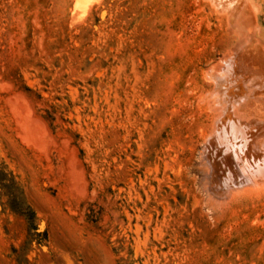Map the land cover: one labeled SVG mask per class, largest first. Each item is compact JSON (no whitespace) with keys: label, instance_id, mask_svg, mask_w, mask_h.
Here are the masks:
<instances>
[{"label":"rangeland","instance_id":"rangeland-1","mask_svg":"<svg viewBox=\"0 0 264 264\" xmlns=\"http://www.w3.org/2000/svg\"><path fill=\"white\" fill-rule=\"evenodd\" d=\"M263 88L264 0H0V264H264Z\"/></svg>","mask_w":264,"mask_h":264},{"label":"bare ground","instance_id":"bare-ground-1","mask_svg":"<svg viewBox=\"0 0 264 264\" xmlns=\"http://www.w3.org/2000/svg\"><path fill=\"white\" fill-rule=\"evenodd\" d=\"M96 1H98V0H74V11L76 10V12L79 14V15H82L86 10H87V8L91 5V4H93V3H95ZM251 41V40H250ZM249 41V42H250ZM256 44V43H255ZM246 48V47H245ZM249 49V48H248ZM244 51V50H243ZM245 52V51H244ZM246 53V52H245ZM248 53V52H247ZM244 55V54H243ZM241 56V55H240ZM246 56V55H245ZM250 57V56H249ZM262 57V56H261ZM246 59H247V57H246ZM237 60H238V58H237ZM248 60V59H247ZM250 60V59H249ZM254 60V59H253ZM237 62V61H236ZM248 62V61H247ZM243 63V62H242ZM245 63V62H244ZM250 63V62H249ZM258 64V63H257ZM243 64H241V66H242ZM238 64L236 63V67H235V69L237 70L238 69ZM245 67V66H244ZM247 68V67H246ZM256 68V67H255ZM252 69V68H251ZM246 70V69H245ZM256 70V69H255ZM247 71V70H246ZM249 71V70H248ZM235 72V71H234ZM237 72H239V69L237 70ZM243 72V71H242ZM242 72H239L240 74H242ZM260 72V71H259ZM245 73V72H244ZM244 73H243V75H244ZM235 74H237L236 72H235ZM246 74V73H245ZM236 77H237V75H236ZM244 77V76H243ZM233 78H234V76H233ZM238 78V77H237ZM233 81H236V79L234 80L233 79ZM226 86H227V84H226ZM264 89V88H263ZM213 90V89H212ZM230 90V89H229ZM262 90V89H261ZM251 91H253V90H251ZM258 91H260V90H258ZM211 92V91H210ZM215 92H217V91H215ZM230 92H231V90H230ZM229 92V93H230ZM255 92V91H254ZM212 93V92H211ZM227 92H225V95L227 96V94H226ZM231 94H232V92H231ZM231 94H229V95H231ZM240 94V93H239ZM249 94V93H248ZM248 94H246V96L248 95ZM250 94H251V92H250ZM16 96H18L17 94H15ZM219 96H221L220 94H219ZM231 96H233V95H231ZM237 96V95H236ZM252 96V95H251ZM251 96H249L250 98H253V96L251 97ZM257 96V95H256ZM18 97H20V96H18ZM17 97V98H18ZM225 97V96H224ZM244 97V96H243ZM254 97H255V95H254ZM200 98V97H199ZM221 98V97H220ZM227 98H228V96H227ZM233 98V97H232ZM239 98V97H238ZM247 98H248V96H247ZM250 98H249V101H250ZM15 100H16V98H14ZM18 99H20V98H18ZM17 99V101H16V105L18 106V108H22L23 106H22V104H21V102H20V100H18ZM229 99V98H228ZM227 99V100H228ZM230 99H231V97H230ZM239 99H241V98H239ZM255 99H257V98H255ZM23 100V99H22ZM225 100V99H224ZM226 100V101H227ZM245 100H247L246 98H245ZM12 101V100H11ZM230 102H232V101H230ZM236 101H234V104H233V107L234 106H236L237 104L236 103H238V102H236ZM244 103H241V104H244V106H241V104H240V107L238 106V111L236 112V113H233L234 114V116L236 117V118H239V120H242L243 122L244 121H247L246 122V124L247 123H249L250 124V122H251V118H252V116L254 115V113H253V111L252 110H254V109H252L253 108V106H252V104L253 103H251V104H249V102H245V101H243ZM251 102V101H250ZM223 103V102H222ZM227 103V102H226ZM233 103V102H232ZM246 103V104H245ZM248 103V104H247ZM225 103H223V105H224ZM229 104H231V103H229ZM215 105V104H214ZM245 105H248V107H249V105L250 106H252L250 109H252V110H250V109H248V108H246L247 106H245ZM230 106V105H229ZM14 107V106H13ZM25 108H26V106H24ZM215 107V106H214ZM225 107H226V105H225ZM232 106H231V108H233ZM15 108V107H14ZM230 108V107H229ZM229 108H227V110H229ZM211 109H213L214 110V108H211ZM217 109V108H216ZM215 109V110H216ZM220 109V108H219ZM224 109V108H223ZM222 109V110H223ZM236 109V108H235ZM212 110V111H213ZM218 110V109H217ZM225 110H226V108H225ZM264 110V109H263ZM23 111V110H22ZM24 112V111H23ZM27 112V111H26ZM211 112V111H210ZM234 112V111H233ZM260 112H262V111H260ZM259 112V113H260ZM17 113V112H16ZM20 113V112H19ZM28 113V112H27ZM26 113V114H27ZM221 113V112H220ZM228 113H230V110H229V112ZM263 113H264V111H263ZM258 114V113H257ZM262 114V113H261ZM225 115H227L228 116V114L226 113ZM256 115V114H255ZM263 116H264V114H262ZM28 116V115H27ZM225 116V118L226 119H229V118H235V117H233V116ZM257 116V115H256ZM18 117V116H17ZM21 116H19V118H20ZM23 117V116H22ZM30 117V116H29ZM215 117V116H214ZM213 117V118H214ZM254 117V116H253ZM31 118V117H30ZM224 117H223V119H225ZM258 118V117H257ZM263 118V117H262ZM255 119V118H254ZM33 120V119H32ZM31 120V121H32ZM230 120V119H229ZM232 120V119H231ZM236 120V119H235ZM234 120V121H235ZM253 120V119H252ZM26 121V120H25ZM223 121V120H222ZM256 121V120H255ZM255 121H254V123H255ZM236 122V121H235ZM240 122V121H239ZM33 123V122H32ZM35 123H37L36 121H35ZM229 123H231V122H229ZM223 124V123H222ZM235 124V123H234ZM240 124H242L241 122H240ZM30 125H32L31 124V122H30ZM38 124H36V126H37ZM215 125V124H214ZM232 125V124H231ZM255 125H256V123H255ZM33 127H32V130L33 129H35V128H37V127H35L34 125H32ZM227 126V125H226ZM233 126V125H232ZM231 126V127H232ZM235 126V125H234ZM247 126V125H246ZM253 126V125H252ZM257 126H259V125H256L255 127H257ZM41 127V126H40ZM249 127V126H248ZM247 127V128H248ZM264 127V126H263ZM254 128V127H253ZM259 128H261V127H259ZM235 129V128H234ZM240 129V128H239ZM245 129V128H244ZM255 129V128H254ZM257 129V128H256ZM211 130H212V128H211ZM224 130V129H223ZM246 130V129H245ZM35 131V130H34ZM250 131H251V129H250ZM200 132H201V130H200ZM251 132H253V131H251ZM202 133V132H201ZM247 133H249V132H247ZM246 133V134H247ZM34 134V133H33ZM40 134H41V131H40ZM258 133H251V134H249L248 136H246L247 138H246V143H245V145H244V149H242L243 150V154H244V158L246 159V161H248L247 160V158H249L250 159V157L254 154V157H255V155L257 156V154H256V150L257 149H259V147H260V145H263V143H264V140L262 141V139H259V137H258V135H257ZM256 135H257V137L258 138H256ZM261 137V136H260ZM259 139V140H261V142L262 143H260V142H258L256 139ZM36 139V138H35ZM41 139V138H40ZM209 140H211V139H209ZM245 140V139H244ZM204 142H205V139H204ZM212 142H213V140H212ZM212 142H210V143H212ZM230 142V141H229ZM244 144V143H243ZM210 146H211V144H210ZM207 147V146H206ZM262 147H264V146H262ZM208 150V149H207ZM263 150V149H262ZM211 151V150H210ZM217 154H218V152H216ZM209 155V154H208ZM241 154H239V156H240ZM238 155H237V157H239ZM259 156V155H258ZM227 157V156H226ZM253 157V158H254ZM209 158V157H208ZM227 158H229L230 159V156L229 157H227ZM241 158H243V157H241L240 156V158H238L239 160H241V161H239V163L240 162H242V160L244 161L245 159H241ZM226 159V158H225ZM228 159V160H229ZM258 160H260L261 161V159H259V157L257 158ZM228 160H227V162H228ZM253 160V159H252ZM252 160H249L250 162H255L256 161V165H262V162H261V164L259 163H257V160H256V158H254V160L252 161ZM205 161V160H204ZM245 161V163H248V162H246ZM208 162V161H207ZM206 162V163H207ZM231 162H233V161H231ZM209 163V162H208ZM240 164H244L243 162L242 163H240ZM249 164H251V163H248L247 165L249 166L248 167V169L251 171V169L252 168H250V165ZM216 165V164H215ZM219 165V163H218V161H217V166ZM246 164H244V166H245ZM252 165V164H251ZM253 165H254V163H253ZM255 165V166H256ZM244 166H242V167H244ZM254 166V167H255ZM247 167V166H246ZM253 167V166H252ZM217 168V167H216ZM236 168V167H235ZM256 168H258V167H255L254 168V170H256ZM244 169V168H243ZM242 169V170H243ZM246 170H248L247 168H245ZM245 169L243 170V171H245ZM258 169H260V167L258 168ZM248 170V171H249ZM232 170H230V172H231ZM241 171V170H240ZM247 171V172H248ZM257 171V170H256ZM234 172V171H233ZM232 172V173H233ZM237 172L238 173H240L239 172V170H238V168H237ZM253 171H251V173H252ZM216 173V172H215ZM245 173H246V171H245ZM255 173V172H254ZM253 173V174H254ZM262 173V172H261ZM247 174H249V173H247ZM216 175V174H215ZM239 175H241V174H239ZM238 175V176H239ZM258 175V174H257ZM229 176H231V175H229ZM246 176V175H245ZM250 176V175H249ZM249 176L247 177V178H249ZM252 176V175H251ZM231 177H233V174H232V176ZM244 177V176H243ZM212 178V177H211ZM247 178H245V179H247ZM252 178V177H251ZM258 178V177H257ZM219 183V182H218ZM229 184H233L232 182H228ZM226 185V184H225ZM233 185H235V183L233 184ZM233 185L231 186V188H233ZM225 187V186H224ZM250 187H251V185H250ZM255 187V186H254ZM229 188V187H228ZM241 188V187H240ZM264 188V187H263ZM231 191V190H230ZM229 192V189H228V191H227V193ZM226 196V195H225ZM217 200V199H216Z\"/></svg>","mask_w":264,"mask_h":264}]
</instances>
